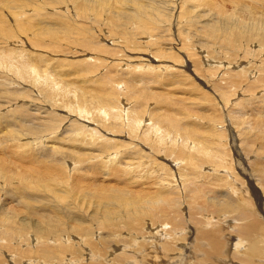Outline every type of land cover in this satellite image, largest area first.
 Masks as SVG:
<instances>
[{
	"label": "bare ground",
	"instance_id": "1",
	"mask_svg": "<svg viewBox=\"0 0 264 264\" xmlns=\"http://www.w3.org/2000/svg\"><path fill=\"white\" fill-rule=\"evenodd\" d=\"M7 1L8 0H2L1 3L4 4ZM102 1L103 0H64V3L69 4L70 6L78 5L77 6L78 13L76 12L74 16L71 13L69 16V17L71 16L75 17L76 18V19L74 18L75 22L76 20L80 21L76 24V26L71 27L75 29L76 32L78 33L79 35L78 38L81 39V42L84 44V46L86 45L88 46V48L90 47L93 50L98 49V51L96 52L102 54H105L104 52L108 51L113 55L114 54L118 55V53L112 50V45L109 44L107 32L104 31V29L100 28L99 30L98 29L96 30L97 33L96 32L94 33V31L89 30L91 26H87L88 21L94 22L95 24L96 23L100 24L101 22H104L105 25H108L109 23H112L110 22V16L112 14L113 17L115 18V22L113 21V26L114 24H116V28L112 29L113 27H109V32H110L109 35H113L115 37L114 38L115 41L121 42L122 41L121 37L126 39H134L135 30H137L140 34L142 32L145 33L143 38H146V42H147L144 43V40H142L137 47L139 48L147 47L146 49L149 50L148 44L153 43L155 41V35H156L152 23L147 21L151 15L157 17V22L161 23L162 20H167L168 18H170L171 20L176 19L177 14L178 17L180 18L184 16H186L187 18H193L196 12L198 13L204 10H206L208 13L202 15L198 14V16L196 17V25L199 29L201 28L200 30L203 29L204 33L206 29H213L215 30L216 33L222 32L225 29V23H223L222 21L223 20L225 21V19L233 21V23L235 24L241 23L242 21L248 19V21L245 22V27L247 28V33H248V38H247L248 41H246L244 44L239 45L238 50L241 51V49L246 44H248L250 39V34L253 35L254 34L253 32L255 31L256 34L259 37H261L260 48L261 51H264V11H262L261 9V8L264 9V0H245V1L232 0V2L230 0H104L103 3ZM157 2L160 3L157 4ZM8 3L9 2L4 4V6L0 8V24L6 27L11 26L12 28L11 22L9 23L8 21H14V20L17 21L16 22L18 23L16 24L17 26L20 24V22H25L26 20L23 21L24 19L22 17L26 11L20 12L22 16L20 15L18 16V14H16L17 10H15V13H12L13 10L11 9V6ZM122 6L124 8H122ZM194 7L197 8L194 10ZM105 8L109 12L107 11L108 13H101V10H104ZM252 8H258L257 11L261 13V16L258 19H256V13L253 11ZM3 9H6V13H4ZM7 10L14 20L8 19L9 14H7ZM115 13H116V17H115ZM79 14H81L82 17ZM2 16L4 17L5 21L2 20L1 18ZM69 17L66 16V19L65 17L61 18V22H64V24L68 22L69 26H71L73 21L71 20L68 21ZM21 18L23 20H21ZM89 18L91 20H89ZM189 21L190 19L188 20V22ZM5 22H7V25H5ZM183 22H184L183 20H180L178 21V24L182 25ZM204 22H208V23H204ZM27 27L28 26H25L26 29ZM22 28H24V26ZM25 28L23 29L24 32L28 30L30 31V29L26 30ZM15 30L13 27V31L16 34ZM20 30L17 33L19 34L20 32L23 33L22 29ZM26 33L28 34V32ZM39 33L41 32H38V35ZM49 33L47 35H49ZM6 35L8 34L6 33ZM206 35L214 37L212 36V34L208 32L206 33ZM225 36L228 39V42H230L233 46H235L236 43L238 42L231 35H225ZM137 37H139V35ZM16 38L15 39L12 38V39H14V41L16 40L15 42L17 43L14 44L17 45L18 41ZM202 39L203 38H201V40ZM2 40L3 39H1V41ZM6 40L7 38L5 39V41ZM169 40L171 41L176 40L175 41L176 43L174 44V42H171L172 46L170 47H164L165 45L163 46L162 44H160L157 46V49H161V50L153 53V55H158V53L160 52L168 53L165 56H159L160 65H161L160 69L163 72H160V74L153 77L152 83L147 84L145 86L146 88L145 87L143 88L141 94L139 92L137 93L132 92L131 90V87L133 85L132 78H130L129 81H126V79H123L122 82L118 81L117 80L118 78L117 79L114 78L116 77L114 73L113 74L112 72L109 73L110 70H108L107 74H104L105 73L104 71H103L104 73L100 72L103 73L102 75L99 73L100 76L102 77L100 78L99 76L98 83L100 84L102 82H106V86H103V88L100 89L95 88L96 84L94 86L93 85L86 86L85 84H87V82L85 81L89 78V77L87 78L88 71L90 72V69L100 66L98 65L99 64L97 62L98 60L102 61L101 59L93 56L94 51H92L93 54L89 55V58L84 59V61H77V62L72 61V64L71 62H67V65L69 67H66V69L75 72V76L73 78L66 77L63 80L60 75L59 79L61 82L59 81L53 82L54 80L53 78L54 75L52 73L53 69H51L50 66H46L45 64L46 62H44L42 58L43 56H40L41 54L33 58L28 54H26L23 48L20 49L16 48L15 58L10 63L9 67L7 68V71L10 73L14 72L16 75L19 74L24 78L25 77L29 78L31 80L32 87H34L37 91H39L37 87H39L40 89L45 88L46 90H48V92L50 93V96H48V98L49 97L50 98L47 100L51 101V104L53 105L52 108H57L58 106H61L63 108L62 110H65L64 112L67 113L69 116H71L68 118H70L69 121L72 120L73 123L71 124L72 126L71 129H69L70 131H68L66 135H63L65 131L62 133H59L60 131H56V132H52V134H47L46 137L45 135L39 136V134L42 135V133H40V130L36 131L32 129L31 126L27 125L25 123L27 119H25L24 121L25 123L24 126H26V128L23 129L22 133L21 131H19L20 132L19 133L15 128L7 129L6 135L10 134L12 137H9L6 140H0V151L1 149L5 150L3 155L0 154V171L2 170L7 175V177L10 176V180L17 184V186L14 189L16 188L21 189L22 187L23 189H25L35 185L37 181L38 182L51 181L60 178L62 180H67L69 179V176L72 178L73 176L71 174H68V172L69 173L71 172V167H72L71 164H74L73 166L79 167V169L77 170L81 171V179L79 181L78 189L75 191V193L73 192L60 193L58 191H52L50 195H47L49 203L51 204L60 203L62 204L61 206H63L64 201L66 202L68 199H70V201L71 200L73 201L79 198L82 199L84 196H87L86 198L91 197L93 198V200L97 199L96 201L98 202L100 207L103 208L104 211L103 214L104 219L102 224L106 226L107 224L111 223V218L113 217L114 214L118 212V210H113L114 206L115 208L116 206H118L119 209L120 208L126 209L127 216L132 217L133 219L134 217L146 218L143 227L141 226L142 228H144L143 230L141 229L144 233L140 230L139 232L142 233L141 235L134 234L135 236L132 237L134 243L133 246L129 245L131 239L123 242L121 240L119 241L122 242L120 243V245L124 247L126 246L127 247L129 246V248L135 247V248H131L132 250L130 249L132 251L131 253H127L126 250H123L122 252L118 251L119 253L117 255L113 257L111 256L112 259H107L106 255L101 257L100 254L96 255L94 253L95 249H92L91 247L96 246L97 243L92 241L90 237H88L89 239L87 238L84 239L82 241V245H84V248L82 249L83 256L84 255L87 256V258L91 259V261L93 260L95 262L97 261L98 264H169L172 263V261L174 263L176 262V264L177 263L185 264L186 260L190 262V263L186 262V264H234V263L238 264V261L235 260V257L241 259V261H243L242 264H264V159H263L264 157L262 158V156H260V158H258L254 150H251L248 154L244 150L243 152H246L247 155L250 156H252V154L256 155V157L254 156L255 158L253 159L254 162H252L251 160L249 161V166L247 165L245 166L243 164V158H242L243 156L240 153H237L236 156V154L233 152L234 147L231 148L230 145L227 144L225 139L227 137L219 138L213 143V145L211 143L209 144V142H207L205 139L198 138L197 140H195L194 137H192L193 133L191 131H188V130H192L193 126H195L193 123H187L189 125L184 126L182 119L176 117L174 114L173 115L169 114L167 113V111L159 112V110L163 109L162 108L163 105L158 103V99H163L160 98V96L166 97L168 95L167 93L163 94L164 91L157 92L156 88L155 91L153 89L154 87L151 85L159 84L161 86H169L170 84L174 83L176 80L171 81L173 77L170 78L169 75L167 77L165 76L166 78H162L161 76L170 73L171 70H173L172 72H174L175 70H177L176 67L178 65L186 64V66L189 68L191 65H193L192 62H188L186 58H184L178 51L177 49L178 40L176 38H172ZM201 40L200 42H203ZM106 41L108 43H106ZM252 41L254 40H251V42H249L250 45ZM90 42H92L93 44L89 45ZM210 42L211 40H209V43H207L206 41V43H204V45L202 46H200L199 44L197 48V53L199 48L204 49V47L206 46L213 47L214 51L223 48L221 47L220 49H216L215 46L218 47V45L215 44L214 46L213 43L211 42L212 43L211 44ZM223 42L224 41L220 40L219 45L223 46L224 45ZM125 47L129 49V46L124 45V48ZM189 47H190V42H186L184 44V48L188 49ZM260 48H259V53H260ZM128 49H126V51H128ZM145 56H147L148 58L147 59L145 58V61L140 62L139 64L148 62L149 56L147 54H145ZM257 56L258 54H254L251 58L246 59L245 57L243 58L239 57L237 60L245 63L246 66H252L253 63L255 64L257 63L258 61ZM8 59H9L8 55H5L0 58V68H3V65L8 62ZM35 60L36 63L34 62ZM90 61H94L95 63L92 65L90 64ZM64 62L65 60H59L57 62V65H60V63H64ZM117 62L119 63L114 62L113 65L116 66V64H118L121 65L122 68L123 66H125L122 62L120 61ZM78 63H86L85 68L81 69ZM216 63L218 62L212 60L210 66L212 67ZM225 63L226 64L217 65L218 68H221V72L223 70L225 71V73H229L230 67L233 68L236 67L235 69L232 70L235 72L236 76L240 78L247 77V72L243 68L240 69L239 64L235 65L234 63L231 64L229 62H225ZM41 65L42 68L40 67ZM60 66H63V64ZM71 67L75 69H71ZM41 70L46 71L44 75L41 73ZM84 71H86L87 74L81 76V73ZM15 74L13 75L16 76ZM90 74L91 73H89V75ZM181 74L182 73H180V75ZM179 77L177 78L179 79ZM262 78L264 79V74H262L260 77L258 76L256 80H252V85L246 90L247 92H250L249 95L244 94L242 96L243 98L239 97L236 98L234 102H231V105L233 106L228 113L229 115L228 117L231 119V125L235 127L237 130H240L238 128H241V130L249 129L250 131L254 132V134L250 132H246L247 138L246 140H244L246 145L249 141L251 142L253 140L257 141V138H259L258 137L259 132L264 134L263 107L261 110V112L263 113L258 112L259 117H257V114L251 112H250L251 114L248 115V119L242 117L247 113L246 107L249 106L251 108L253 99L259 97L257 96L258 89L256 90V88H259L260 86L262 87L264 86V80ZM34 79L35 81L33 82ZM91 79L92 78H89L88 80ZM7 80L9 81V79ZM79 80H81L83 83H80ZM222 80H225L227 83L224 85L223 88L224 91L220 94V99L222 102L224 101L223 104H225V107H227L229 98L227 96L226 90L230 89L229 81H231L233 86H236L235 88L233 87L235 91H237L238 88L241 89L242 86L238 81H234L230 76V74H228V77H224V79ZM94 82L96 83V81ZM73 84H75V86ZM72 85L74 88L72 87ZM108 85L109 88L107 89ZM116 86H118L120 89H125L126 91L125 90L123 91L126 93L124 94L123 91L122 93L125 96L127 95L129 103L135 101V104H131L129 106L128 102L122 101L120 97V93L117 90H115L117 89ZM89 88H93L97 93L96 94L91 93ZM87 93L90 94V96L87 95ZM149 94H152L150 99L147 98ZM263 96L264 94H260V98L264 99ZM45 100L43 99L42 102H44V104H47V100L46 101ZM152 100L153 103L154 101H156L155 103L156 107H150L153 104L151 103ZM262 102H264V100H262ZM258 103L260 102L258 101ZM255 106H257V104ZM254 107H252V109ZM24 108L25 109H22L24 115L21 114L18 115L20 122H22V119L20 117L23 118L25 117L28 118L29 120L28 110L26 109V107ZM155 109H159L157 113H155ZM259 110L260 109H258V111ZM58 116H61L62 117V118L60 117L61 119L67 118V117L63 118V114L60 115L59 113L55 117ZM72 117L75 118L71 119ZM195 117H199V116H195ZM81 118L87 119L90 122H94L97 126L95 128H89V126L84 125V123H80ZM249 118H252L253 121L255 119L257 120L252 122L251 120H249ZM212 119L214 121L216 120L214 118ZM12 120L14 123L16 122L14 121V119ZM101 128L102 130H105L108 135H112V136L108 137L106 134L102 133ZM27 132H31V133H27ZM115 132H117L116 134L120 132L123 133V135L124 134L128 135L129 138L127 139H130L131 141L125 143V141L119 140L118 136H117L118 139L114 138L113 135L115 134ZM21 134L23 136H28V137L23 138L21 137ZM183 135L184 138H186V140L182 137ZM219 135H222V133L216 131V133L209 134L208 138L211 139L212 137H216ZM64 138L66 141L82 139L90 144L96 142L98 145L101 144L100 148L96 149L97 153H95V156H92L93 158L100 159L99 164L98 165L94 164L93 162H95V160L91 157L88 158L87 152L85 155H79V158L76 161V163L69 160L72 163H69L68 164L69 166L67 165L66 167L59 166V164H62V162L58 163L59 160L56 159L55 155L53 156V154L52 157L49 158L48 160H46V157L42 161L38 159L39 162L37 159H35V156L37 154L39 155L41 154L39 157L42 159L43 156L42 150H45V148L44 149L41 148V144L43 140L46 141V142L43 141V143L48 142L47 144H49V142H53L54 144V142H58V139L61 140L62 143H64ZM9 139H12V141H9ZM135 139L141 144H143L145 148H142L143 146L141 147L139 146V144L137 145L135 143ZM259 139L260 142L264 144V136L260 137ZM10 142H14L16 145L14 144L15 146L10 148L9 146L12 145L10 144ZM240 142H241L240 145L242 146V144H244L243 139H240ZM132 143H134L132 149H129V151L127 152H126L127 148L121 149L119 146L121 145L127 147L128 144L132 145ZM58 144L61 146L56 145V143L54 145H51V147L56 148L57 153L60 150L63 151L64 150L63 148L66 147V145L62 147L61 143ZM38 149L40 150L39 152ZM106 149L107 150L110 149V150L106 151ZM144 149L156 150V154L149 155L147 157V161L141 163L139 161L140 152ZM36 150L38 153L36 152ZM15 151H20L18 153H21L26 156H22V158L19 159L14 156V154H16ZM66 151L67 150H65V153H67ZM123 151L125 153L124 155L122 154ZM45 153L46 152L44 151V155ZM60 153L59 155H61ZM69 153L70 152H68V154ZM7 156L12 157L10 164L8 163L7 160H5L7 159ZM69 156L71 157V155ZM69 156L66 158L67 159L70 158ZM59 157L62 158V155ZM158 157L163 160L158 159ZM52 159H55L56 162L53 163ZM35 161L36 163H34ZM82 162L84 163L86 162L84 164L86 166L82 165L81 164ZM251 162L252 164L250 165ZM27 164H31L35 167L27 166ZM7 165H15V166L12 169L9 168ZM139 166H144L145 168L134 171V168ZM189 168L192 170V172L189 170ZM105 169L106 171H104ZM119 169L120 170L125 169V171L123 173H118ZM176 169H178L179 172L176 171ZM237 169L241 172H238ZM141 171L142 173H139ZM102 172H104L103 174L105 175L104 177L106 179L103 178L100 179L99 176H101ZM256 175L259 177L258 179L260 180V182L257 184L252 181L253 176ZM112 178L121 185L119 187H116L111 185L110 182L106 183L108 180ZM247 183L249 184V186H247L246 188L245 184ZM124 184H128V187H126ZM18 192H19V196H21V191ZM111 192H113V196L116 197L115 200L109 199ZM210 192L225 193V195L227 194L226 195L227 197H225L226 199L224 200H220V198H218V200L220 201H217L216 199L212 200L213 196ZM259 192L261 194H259ZM207 193H210L211 195L206 196L208 195ZM22 195L24 194L22 193ZM26 196L32 198L29 195ZM22 197L23 196H21L20 198ZM209 197L211 198L209 199ZM28 201L31 200H27V202ZM37 201L40 200L38 199ZM7 203L8 202H6L5 199L1 197L0 207L1 205L3 206V208L6 209L11 207L7 205ZM43 204L46 206V209L44 210L45 212L49 211L48 213H52V212L57 213L56 212L57 208L56 209L53 208V206L55 205L48 207L47 203L44 202ZM81 204H83V202ZM186 205H188L189 210H188V216L184 217L183 213H185L184 211ZM62 208L65 207H61L63 213ZM52 209L56 211L54 212L52 211ZM7 215L8 214L6 213H4V215L2 214V216H7ZM232 215H235V218L233 219L234 222L236 220L239 221V223H235L234 226H231L230 222L226 220L227 216L231 217ZM55 216L56 214H48V216L45 213L40 214V217L42 219H45V221H50V224L49 225L47 224L48 226L44 225V228L42 226L34 227V228H39V231L41 232L40 237L35 236L34 239H37L38 241L44 240L42 246L46 251L53 249L55 252L57 248L54 245V243L59 242V244L62 245L61 243L62 240L68 239L66 235L64 236V239L60 238V235H56V238L54 240L56 242L53 241L54 242L53 244L49 243L48 240L52 238L51 233L61 228L60 224L59 225L54 224L55 222L58 221L53 220L51 217H55ZM148 217H150V219ZM67 221H63V222L65 223ZM140 221H138V223ZM14 222L16 221L12 220V222H9L7 224L8 231H5V235H3V233H1L0 231V256L3 255L6 257L9 255L6 251L3 250V248L7 249L8 251L18 252L22 250L23 247L22 245L25 244L20 242L21 239L18 242L16 241V239H18L16 236L18 234H20L21 236V233L17 232L18 231L16 228L17 225L15 226L12 224ZM98 222H100V220ZM114 222L115 220L113 218L112 223ZM115 223L117 225V222ZM102 224L100 226H102ZM11 225L16 229L13 228ZM122 225H120L119 228H121ZM126 225L130 227V225L128 224ZM18 227L22 228V225ZM72 228L76 229L79 232L80 230H84V227L82 226V224H80V221L79 223H75L74 226H72ZM116 228L118 229V227ZM103 229L104 228H101L100 231H102ZM125 229L126 228H124V231ZM69 230L72 231L71 228ZM114 231L115 230L111 232L114 233ZM134 232L132 231V233ZM16 233L18 234L16 235ZM234 233L238 234V240L236 241V248L232 244L233 239L235 238ZM79 238L82 239L81 236H79ZM139 239L140 241H138ZM68 240L70 241V239ZM247 241L248 243H246ZM138 242L140 247H142L145 252L142 258H139L137 256L139 252V247L137 245ZM98 243L100 244V242ZM112 244H113L111 246L112 249L108 250L110 254L120 249V247L119 248L117 247L118 245H115L114 243ZM67 245L65 246L67 247ZM100 245L104 246L103 243ZM106 245L105 248L108 247V246L106 247ZM33 246H31V248ZM245 246H247L246 253L242 254L240 252L241 250L240 248H243ZM68 248L70 247L68 246ZM30 251L31 249L28 251L29 254ZM66 252L68 253V250L64 248L62 258H64ZM29 254L26 255L25 258L23 257L21 259L17 258L18 260L17 263L14 260L10 261L0 258V264L3 262H5V264H9V263L24 264L25 261L28 259ZM184 255H185V259L182 257ZM10 257L12 258L13 256L10 255ZM76 257L78 256L76 255ZM84 257H82V259ZM79 258L81 259V257ZM192 259L195 260L192 261ZM73 261L75 260L71 259L70 264ZM85 261L86 263L87 262L89 263L88 260ZM62 262L64 264L63 259H61V263ZM67 263L68 260L65 261V264Z\"/></svg>",
	"mask_w": 264,
	"mask_h": 264
},
{
	"label": "rangeland",
	"instance_id": "2",
	"mask_svg": "<svg viewBox=\"0 0 264 264\" xmlns=\"http://www.w3.org/2000/svg\"><path fill=\"white\" fill-rule=\"evenodd\" d=\"M1 1L2 0H0V8L2 6H4V4L9 2L8 4L11 6V9L13 10L12 13H15V10H17L16 14H18V16L19 15L22 16L20 12L26 11L27 13L25 12V14L22 17L24 20L21 18V20H23V21L26 20V21L20 22L21 25L19 24L17 26L16 25V24H18V23H16L17 21H15L12 18V16L8 13V10H7V14H9L8 19H11V20L13 19L15 22L14 21H8L9 23L11 22L12 28H11V26L6 27V26L0 24V32H1L0 33V42H1L0 43V58L5 56V55H8V57H9L8 62L3 65V68H0V74L2 75V76L0 75V79H1V82H0V140H6L9 137H12L10 134L6 135L7 129H9V128L10 129L15 128L18 132L21 131V133H22L23 129L26 128V126H24L25 123L27 125L31 126L32 129H34L36 131L40 130V133H42V135L39 134V136L45 135V137L47 134H52V132H56V131H60L59 133H62L65 131V133L63 135H66V133L68 131H70L69 129H71V127H72L71 124L73 123V121L72 120L69 121L70 118H68L71 116H69L67 113H65L64 112L65 110H62L63 108L61 106H58L57 108H52L53 105L51 104V101L47 100L50 98V97L48 98V96H50V93L48 92V90H46L45 88L40 89L39 87H37V89H39V91H37L34 87H32L31 80L29 78H27V77L24 78V77L20 76L19 74L16 75L14 72L10 73L7 71V68L9 67L10 63L15 58L16 48L17 49L23 48L25 50V53L28 54L29 56L33 57V58L35 56L41 54L40 56H43L42 58H43L44 62H46L45 63L46 66H50L51 69H53V71H52V73L54 75L53 76V78H54L53 82H57V81L61 82L59 79L60 75H61L63 80L66 77L67 78H73L75 76V72H72V71L66 69V67H69L67 65V62H71V64H72V61H76V62L77 61H84V59L89 58V55H92L93 54L92 51H94L93 56L101 59L102 61L98 60L97 62L99 63L98 65H100V66L94 67L93 69H90V72L88 71L87 78L89 77L92 79L88 80L89 79L88 78L85 81V82H87V84H85L86 86H89V85L94 86L96 84L95 88H97V89L103 88V86H106V82H102L99 84L98 83L99 76H100V74L102 75L104 72H105L104 74H107L108 70H110L109 73H111V72H112V74L114 73L116 75V77H114V78L115 79L118 78L117 79L118 81L122 82L123 79H126V81H129V79L132 78V80H133V85L131 87L132 92H135V93L139 92L141 94V92L143 91V88L147 84L152 83V78L155 77L156 75L160 74V72H163L160 69L161 65H160L159 56H165L168 53L167 52H160V53H158V55H153L154 52L161 50V49H157V46L162 44L163 46L165 45L164 47H170V46H172L171 42H174V44H175L176 40L171 41L169 39L176 38L178 40L177 41L178 51L180 52V54L184 58H186V60L188 62H192L193 65H191V66L189 65L190 68L187 67L186 64L185 65H178V66L176 65L177 70H175L174 72H172L173 70H171V72L169 71L170 73L164 74L163 76H161L162 78H166L169 75L170 78L173 77V79H171V81L176 80L174 83L169 85L170 87L169 86H161L159 84L151 85L154 87L153 89L155 91H156V89H157V92L158 91H162V92L164 91L163 94L167 93V95L169 96V97L168 96H166V97L160 96V98H163V99H158V103L163 105V107H162L163 109H161V110L155 109V113H157L159 110V112H161V111L166 112L167 111V113H169V114H172V115L174 114L176 117L182 119L184 126L189 125L187 123H193L196 127L193 126L192 130H188V131H191L195 135L194 136L192 134V137H194L195 140H197L198 138L199 139H205L207 142H209V144L211 143L213 145V143L216 140H218L219 138L227 137V138H225L227 144H229L231 148L234 147L233 152L236 154V156H237V153H240L243 156L242 157L243 158V164L245 166L246 165L249 166V161H251V160H252V162H254L253 159L256 157V155L258 156V158H260V156H262V158L264 157V144L261 143L260 139H259L260 137L264 136V134L259 132L258 133L259 138H257V141L256 140H253L252 142L249 141L246 145L245 141H244L247 138L246 132H250L252 134H254V132L250 131L249 129L248 130H241V128H238L240 130H237L235 127H233L231 125V119L228 117L229 116L228 113L233 106V105H231V102H234L236 98H239V97L243 98L242 96L244 94L249 95L250 92H247L246 90L252 85V80H256V78L258 76L260 77L262 74H264V67H263L264 66V64H263L264 63V57H263L264 51H261V48H260L261 47L260 46L261 45L260 44L261 43V37H259L255 31L253 32L254 33L253 35L250 34L249 42H251V40H254V41H252L251 45L248 42V44H246L241 49V51L238 50L239 45L244 44L246 41H248L247 40V38H248L247 28L245 27V22H247L248 19L245 21H242L241 23H238V24H235V23H233V21L225 19V21L224 20L222 21L223 23H225V29L222 32L216 33L215 30H213V29H206V31L204 33L203 29L200 30L201 28L199 29L197 27L196 17L198 16V14L202 15V14L208 13L206 10L200 11L198 13L195 11L196 13L193 16V18H187L186 16L180 18V17H178V14H177L176 19L171 20L170 18H168L167 20H162L161 23L157 22V17H155L154 15H151L147 21L152 23L154 30L156 32L155 33L156 35H155V41L153 43L148 44L149 50L146 49L147 47L146 48L137 47L141 43L142 40H144V43H147L146 38H143L145 33L142 32L140 34L137 30H135V38L134 39H126V38L121 37V40H122L121 42L115 41L114 40L115 37L113 35H109L110 34L109 27H113L112 29L116 28V24H114V26H113V21L115 22V18L113 17L112 14H111L112 17L110 16V22H112V23H109L108 25H105L104 22H101L100 24H98V23L95 24L94 22H89V21L87 24V22H86L87 26H91V28L90 29L88 28V29L94 31V33L95 32L97 33L96 30L97 29L99 30L100 28L104 29V31L107 32L108 41H109V44L112 45V50L114 52L118 53V55L117 54L113 55L112 53H110L108 51H105L104 52L105 54H102V53L96 52V51H98V49L93 50L90 47L88 48V46H86V45L84 46V44L81 42V39L78 38L79 35L76 32V30L71 28V27L76 26V24L78 22H80L78 20H76V22H75V19H76L75 17H72V16L69 17L71 13L73 14V16L76 12L78 13V7H77L78 5L77 6L76 5L70 6L69 4H65L64 0H38V1L37 0H34V1L30 0L31 2L29 0H8L4 4H2ZM40 1H41V3H40ZM230 1L232 2V0H230ZM242 1H245V0H242ZM103 2H104V0L102 1V3ZM39 3H40V5H39ZM159 3L160 2H157V4H159ZM24 5H26V6H24ZM97 5H99V4H97ZM122 8H124V7L122 6ZM196 8L197 7H194V10ZM23 9H25V10H23ZM252 9L256 13V19H258L261 16V13L259 11H257L258 8H252ZM261 9H262V11H264L263 8H261ZM3 11H4V13H6V9H3ZM107 11L108 10H106V8H105L104 10H101V13H108L109 11L108 12ZM61 14H63V15H61ZM60 15H61V17H60ZM64 15L69 17L68 21L69 20L73 21L71 26H69L68 22L65 24H64V22H61V18L65 17V19H66V16H64ZM79 15L82 17L81 14H79ZM115 17H116V13H115ZM1 18L3 21H5L3 16ZM189 19H190V21L188 22ZM201 19H204V18H201ZM89 20H91V19L89 18ZM180 20L184 21L182 23V25L178 24V21H180ZM204 23H208V22H204ZM204 23H202V24H204ZM5 25H7V22H5ZM99 25H100V27H99ZM23 26H24V28H25V26H28L27 29H30V31L29 30L26 31L27 29L25 28L26 29L25 31L28 32V34L26 32H24V30H23L24 28H22ZM96 26H97V28H96ZM13 27H14V30L16 29L15 30L16 34L13 31ZM11 29H12V31H11ZM20 29H22L23 33L20 32V34H19L17 32ZM45 31H46V33H45ZM32 32H33V35H32ZM38 32H41L42 35H41V33H39V35H38ZM200 32H201V35H200ZM207 32L212 34V36H214V37L206 35ZM6 33L8 35H6ZM48 33H49V35H47ZM16 35H17V38H16ZM138 35H139V37H137ZM225 35L233 36L235 38V40L238 41L236 43V45L233 46L230 42H228V39L226 38ZM199 37H200V40H201V38L204 39V40L203 39L201 40L203 42H200ZM6 38H7V40L5 41ZM12 38H14V39L16 38L19 45L14 44L17 42H15L16 40L14 41V39H12ZM31 38H33V39H31ZM207 38H208V40H207ZM1 39H3V40L1 41ZM32 40L34 43L32 42ZM96 40H97V37H96ZM209 40H211V42L213 43L214 46H215V44L218 45V47L215 46L216 49H220L221 47H223V48L220 50L214 51L213 47L206 46V47H204V49L199 48L198 53H197L198 45L200 44V46H202V45H204V43H206V41H207V43H209ZM220 40L224 41L223 46L219 45ZM165 42H166V44H165ZM186 42H190V47L188 49L184 48V44ZM106 43H108V42L106 41ZM91 44H93V43L90 42L89 45H91ZM124 45L129 46V49L125 47L126 49H128V51H126V49L124 48ZM130 47H132V48H130ZM259 48H260V53H259ZM38 50H39V52H38ZM40 50H43V51H40ZM31 51H32V53H31ZM36 51L38 54L36 53ZM126 52H127V54H126ZM262 53H263V55H262ZM145 54H147L149 56L148 62L139 64L140 62L145 61V58L146 59L148 58L147 56H145ZM254 54H258V56H257L258 61L256 63L257 65L255 63H253L252 66H246L245 63L237 60L239 57H242V58L245 57L246 59L251 58ZM200 55H201V57H200ZM58 59L59 60H65L64 63H60V65L63 64V66L57 65V62L59 61ZM114 59H116V60H114ZM141 59H143V60H141ZM212 60H215L218 63L214 64L211 67L210 64H211ZM117 61L122 62L125 66H123V64H122V66H123V68H122L121 65H118V64H116V66L113 65L114 62L119 63ZM262 61H263V63H262ZM34 62L36 63V60ZM225 62H229L231 64L234 63L235 65L239 64L240 69L243 68L247 72V77L246 78H240V77L236 76L235 72L232 71L236 67H234V68L230 67L229 73H225V71H223V70L221 72V68H218L217 65L218 64H226ZM94 63H95L94 61H90V64L93 65ZM192 63H190V64H192ZM78 65L82 69V68H85L86 63H78ZM113 66H115V67H113ZM40 67L42 68V65ZM43 68H44V66H43ZM71 69H75V68L71 67ZM111 70H113V71H111ZM188 70H189V72H188ZM115 71H116V73H115ZM37 72H40V71H37ZM45 72H46L45 70H41V73L43 75L45 74ZM84 72L81 73V76H83L84 74L85 75L87 74L86 71H84ZM100 72H103V73H100ZM179 72L182 74L180 75ZM89 73H91V74L89 75ZM13 74H15L16 76H14ZM76 74H78V73H76ZM228 74H230V76L232 77V79L234 81H238L240 83V85L242 86V88L241 89L238 88L237 91H235L233 89V87L235 88L236 86H233L231 81H229L230 89L226 90L229 101L227 103L228 104L227 107H225V104H223L224 101L222 102L220 99V94L224 91V89H223L224 85L227 83L225 80H222V79H224V77H228ZM248 74H250V75H248ZM101 77L102 76H100V78ZM177 77H179V79ZM182 77L185 79H183ZM7 79H9V81ZM177 79H178V81H177ZM34 81H35V79L33 80V82ZM94 81H96V83ZM79 82L83 83L81 80H79ZM176 83H178V84H176ZM73 85L75 86V84H73ZM73 85H72V87H73ZM116 87H117V89H115V90H117L120 93V97H121L122 101L128 102L129 106L131 104H135V101L129 103L127 95L126 96L124 95L126 92H124L123 90H125V89H120L118 86H116ZM258 87H259V84H258ZM108 88H109V85L107 86V89ZM158 88H159V90H158ZM161 88H162V90H161ZM89 89H90L91 93H93V94L97 93L93 88H89ZM256 90L258 91L257 96H259V97L253 99L252 107H254L256 104H257V106H255L256 108L254 107L255 109L254 108L252 109V107L250 108L249 106L246 107L247 113L242 116V117H245L246 119H248V115L251 113L257 114V117H259L258 112L263 113V112H261V110H262V107L264 108V102H262V100H264V99L260 98V94H264V86L263 87L260 86L259 88H256ZM122 91L124 94L122 93ZM87 95L90 96V94H88V93H87ZM151 96H152V94H149L147 96V98L150 99ZM165 98H167V99H165ZM43 99L47 100V104H44V102H42ZM258 101L260 103H258ZM151 103H153V100L151 101ZM155 103H156V101H154V103L150 107H156ZM24 107H26V109L28 110L29 120H28V118L20 117L22 119V122H20L18 115L19 114L24 115V112L22 110V109H25ZM248 107H249V109H248ZM258 109H260V110L258 111ZM213 112H215V113H213ZM58 113L60 115L63 114V118L64 117H67V118H64L65 119L64 120V119H61L62 118L61 116L55 117ZM30 116H32V117H30ZM195 116H199V117H195ZM74 118L75 117H72L71 119H74ZM212 118H214L216 120L214 121ZM12 119H14V121H16V122L14 123ZM25 119H27V121H25ZM249 120L254 122L257 119H255L253 121L252 118H249ZM24 121H25V123H24ZM80 123H84V125L89 126V128H95L97 126L94 122H90L87 119H82V118H81ZM215 124H217V125H215ZM101 131H102V133L106 134L108 137L112 136V135H108L105 130H102V128H101ZM216 131L222 133V135L212 137L211 139L208 138L209 134L216 133ZM27 133H31V132H27ZM116 133L117 132H115V134L113 135L114 138H117V136H118L119 140L125 141V143L131 141L130 139H127V138H129L128 135H126V134L123 135V133H120V132H118V134H116ZM21 137L25 138L28 136H23L21 134ZM182 137L184 138V135ZM62 139H63V137H62ZM184 139L186 140V138H184ZM240 139H243V142H244V144H242V146L240 145V143H241ZM9 141H12V139H9ZM43 141L41 144V148L42 149L45 148V150H42L43 151L42 159L39 157L41 154L40 155L37 154L35 156V159H37V160L39 159L42 161L46 157V160H48L49 158L52 157V154H53V156L55 155V158L59 160L58 163L62 162V164H59V166H65V167L69 163H72L70 161H73L74 163H76V161L79 158V155H85L86 152H87L88 158H90V157L93 158L92 156H95V153H97L96 149L100 148V145H101V144L98 145L97 142L90 144V143H88L82 139L70 140V141L67 140L66 141L65 138H64V143H65L64 144L61 142V140L58 139V142H54V144L56 143V145H59L58 143H61L62 147L65 145H66V147L63 148L64 149L63 151L60 150L57 153L56 148L51 147V145H54L53 142H49V144H47L48 142L43 143ZM136 141L137 140L135 139V143L137 145L139 144V146H141V147L143 146L142 148H145V146L143 144H141L138 141L136 142ZM254 141H255V143H254ZM44 142H46V141H44ZM10 144H12L9 146L10 148H12L13 146L16 145L14 142H10ZM44 144H45V147H44ZM87 144H89V145H87ZM133 145H134V143H132V145L128 144L129 147L128 146L125 147V146H121V145H119V146L121 149L127 148L126 149V152H127V151H129V149H132ZM4 146H7V145H4ZM59 146H61V145H59ZM251 146H253V147H251ZM68 147H69L70 151L68 150ZM242 147H243V149H242ZM107 149H106V151L110 150V149L109 150H107ZM65 150H67L66 151L67 153H65ZM244 150L247 152V154L251 150H254L256 155L255 154H252V156L247 155L246 152H243ZM4 151H5L4 149H1L0 154L3 155ZM39 151L40 150L38 149V152ZM44 151L47 154L45 153V155H44ZM18 152H20V151H15V153H16V154H14L15 157L21 159L22 156H26V155H23V154L18 153ZM36 152H37V150H36ZM68 152H70V153L68 154ZM71 152H73V153H71ZM59 153L62 155L63 159L61 157H59V156H61V155H59ZM122 154L123 155L125 154L124 151ZM154 154H156V150L144 149L140 152L139 161L141 163H143L144 161H147V157L149 155H154ZM69 155H71V157ZM68 156L70 158L67 159L66 157H68ZM11 159H12L11 156H7V159H5V160H7L8 163L10 164ZM93 159L96 162V163L95 162H93V163L98 165L100 162V159L99 158H93ZM158 159L163 160L159 157H158ZM239 159H240V156H239ZM39 160H38V162H39ZM52 160H53V163L56 162L55 159H52ZM252 162L250 163V165L252 164ZM34 163H36V161ZM85 163L82 162L81 164L84 165ZM71 165H72L71 172L70 173L68 172V174H71L73 176L72 178L69 176V179H67V180H62L60 178V179H54L51 181H42V182L37 181L35 183V185H33L29 188H25V189H23V187L21 189H19V188L14 189L17 186V184L10 180V176L7 177V175L2 170L0 171V201H1V197H2L5 199L6 202H8L7 205L11 206L7 209L3 208L2 205L0 207V225H1L0 231H1V233H3V235H5V231H8L7 224L9 222H12V220H14L16 222H14L12 224L15 226L17 225L16 226V228L18 230L17 232L21 233V236H20V234L16 233V235L18 234L16 236L18 238V239H16V241L18 242L21 239L20 242L25 243L24 245H22L23 246L22 250L18 251V252L8 251L7 249L3 248V250L6 251L9 255L6 257L2 255V256H0L1 259H6V260H10V261L14 260L17 263L18 262L17 258H19V259H21L22 257L25 258L26 255L29 254L28 251L31 249L30 254L28 256V259L25 261L24 264H33V263L34 264H63V262L61 263V259L64 260V264H65L66 260H68L67 264H70L71 259L75 260V261L71 262V264H89V263L90 264H98L97 261L96 262L94 260L91 261V259H88L87 256H85V255H84L85 257L83 256L82 249L84 248V245H82V241L86 238L89 239L88 237H90V239L92 241L97 243L96 246L91 247L92 249H95L94 250L95 252L94 251L93 252L96 255L100 254L101 257L106 255L107 259H112L113 256L117 255L120 251L122 252L123 250H126L127 253H131L132 252L131 248H135V247L129 248V246L124 247V246L120 245V243H122L123 241H127V240L131 239V242L129 245L130 246L134 245L132 237H134L137 234L138 235L142 234L139 231L141 229L142 230L144 229L142 227H143V224L146 220L145 217H142V218L134 217V219H135L134 220L132 217L127 216V213H126L127 210L126 209L122 208L124 210L123 211L121 208L119 209L118 206H116V208L114 206L113 210H118V212L116 214H114L113 217L111 218V223H109L110 225L107 224V226H106V225L102 224L103 219H104V216H103L104 211H103V208L100 207V205L96 201L97 199L93 200V198H91V197L90 198L88 197L89 198L88 199V198H86L87 196H84L82 199L81 198L75 199L73 201L72 200L70 201V199H68L69 201L68 200L66 202L64 201L65 204L63 203V206H61L62 204H60V203L51 204L48 202L49 200H48L47 195H50L52 191H58L60 193H62V192L63 193H65V192L75 193V191L78 189L79 181L81 179V171L77 170V169H79V167H74L73 166L74 164H71ZM7 166L9 168L13 169V167L15 165H7ZM27 166L35 167L31 164H27ZM84 166H86V165H84ZM144 168H145L144 166H139V167L134 168V171H137L139 169H144ZM60 170H62V169H60ZM189 170L192 172V170L190 168H189ZM104 171H106V169ZM124 171H125V169H121V170L119 169L118 173H123ZM176 171H178V169H176ZM237 171L241 172L238 169H237ZM103 173L104 172H102V174H101L102 177L99 176L100 179H102V178L106 179L104 177L105 175ZM139 173H142V171ZM258 178L259 177L257 175L253 176L252 181L257 184L260 182V180ZM109 182L111 185L116 186V187H119L121 185L120 183L115 181L113 178L108 180L106 183H109ZM124 185L126 187H128V184H124ZM245 185L244 186L246 188H247V186H249L248 183ZM46 186H49V187H46ZM259 188H260V186H259ZM18 191H21V196H23L22 198H20L21 196H19ZM22 193L24 195H22ZM210 193L213 196L212 200L216 199L217 201H220V200L226 199L225 197H227L226 196L227 194L225 195V193H221V192H219V193L210 192ZM210 193H207L208 195H206V196H210L211 195ZM214 194L215 195L221 194V195L215 196ZM259 194H261V193L259 192ZM26 195H29L32 198H29ZM210 198L211 197H209V199ZM218 198H220V200H218ZM38 199L40 201H37ZM109 199L110 200L116 199V197L113 196V192L110 193ZM23 200H25V201H23ZM27 200H31V201L27 202ZM74 201H76V202H74ZM84 201H87V202H84ZM44 202L48 204L47 205L48 207L55 205V206H53V208L54 209L57 208V211L55 210L57 213H53V212L48 213L49 211L45 212L44 210L46 209V206L43 204ZM80 202L81 203L83 202V204H81ZM68 203H71L72 205L68 204ZM67 206H70V207H67ZM61 207H65V208H62L63 213H62ZM185 207L186 208H185L184 212L186 214L183 213L184 217L188 216V210H189L188 205H186ZM54 209H52V211H54ZM59 211H61V212H59ZM69 211H71V212H69ZM4 213H6L8 215L2 216V214L4 215ZM43 213H45L47 216H48V214H56L55 217H51V218L53 220L58 221V222H55L54 224H56V225L60 224V227H61L60 229L62 230L61 231L59 229L57 231L52 232L51 233L52 238L50 240H48L49 243L53 244L54 242H56V241H54L56 238V235H60V238H63V239H64V236L66 235L68 237V239H70V241H71L70 242L68 239L62 240L61 243L63 246L61 244H59V242L54 243V245L57 248V250L55 252L53 249H50L49 251H46L44 249V247L42 246L44 240L38 241L37 239H34L35 236L40 237V235H41L39 228H34V227H41L42 226L44 228V225L48 226L50 224V221H45V219H42L40 217V214H43ZM123 214H125L126 216ZM117 215H119V216H117ZM57 216H59V217H57ZM120 216H121V218H120ZM68 217H69V219H68ZM113 218H114L115 222H117V225L115 222L112 223ZM148 218L150 219V217H148ZM234 218H235V215H232L231 217H229V216L226 217V220L230 222L231 226H234L235 223H239L238 220H236L234 222L233 221ZM99 220H100V222H98ZM63 221H67V222L64 223ZM74 221H75V223H79V221H80V224H82V226L84 227V230H80V232H79L76 229L72 228V226H74V224H75ZM130 221L132 222V224L134 223L136 226L134 224L132 225ZM138 221H140L141 223L140 222L138 223ZM43 222H44V224H43ZM118 223L120 225H122L124 223L125 224L122 225L121 228H119L120 225ZM136 223H138V224H136ZM25 224H28V225H25ZM101 224L103 227L100 226ZM126 224L130 225V227L127 226ZM2 225H4V226H2ZM21 225H22V228H19L18 226H21ZM108 226H109V228H108ZM110 226H112V227H110ZM125 226L128 227V230H127V227H125ZM68 227H69V229L71 228L72 231L69 230ZM116 227H118V229ZM138 227H141V228H138ZM13 228H15V227H13ZM101 228H104V229L102 231H100ZM124 228H126L125 231H124ZM130 228H131V230H130ZM137 228H138V230H137ZM121 229H123V230H121ZM109 230H111V231L115 230V231L113 233ZM117 230L118 231L121 230V231L118 232ZM130 231H131V233H130ZM132 231L133 232L135 231V232L132 233ZM116 232L118 233V235ZM234 235H235V238L233 239L232 244L236 248V241L238 240V234L234 233ZM79 236H81L82 239H80ZM122 237H124V238H122ZM117 238H118V240H117ZM120 238H122V239H120ZM138 238H141V237H138ZM80 240H81V242H80ZM120 240L122 242H119ZM64 241L66 244L64 243ZM138 241H140V239ZM98 242H100V244L103 243L104 246H101ZM182 242H185V241H182ZM112 243H114L115 245H118L117 247L118 248L120 247V249H118V250H116V252L110 254V252L108 250L112 249V247H111L113 245ZM246 243H248V241ZM106 244H109V245H106ZM65 245H67V247ZM86 245H88V244H86ZM105 245H106V247L107 246L108 247L105 248ZM137 245L139 247V252H138L137 256L139 258H142L143 255L145 254L144 249L142 247H140L139 242ZM137 245H135V246H137ZM31 246H33V247L31 248ZM68 246L70 248H68ZM242 246H244V245H242ZM64 248H66L68 250V253L66 252L64 258H62ZM246 248H247V246L240 248L241 249L240 252L242 254H245ZM74 250H75V252H74ZM105 250H106V252H105ZM48 253H50L52 256ZM10 255H12L13 257L11 258ZM76 255L78 257H76ZM120 256H121V254H120ZM79 257H81V259H82V257H84V258L81 260ZM182 257L185 259V255ZM242 257H244V256H242ZM84 259L88 260L89 263L88 262L86 263V261ZM194 260L195 259H192V261H194ZM235 260L238 261V264H242V262H243V261H241V259H239L237 257H235ZM186 262L190 263L187 260H186ZM186 262H185V264H186ZM211 262H213V261H211ZM1 264H5V262H3ZM169 264H176V262L174 263L172 261V263H169Z\"/></svg>",
	"mask_w": 264,
	"mask_h": 264
}]
</instances>
